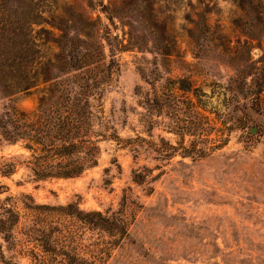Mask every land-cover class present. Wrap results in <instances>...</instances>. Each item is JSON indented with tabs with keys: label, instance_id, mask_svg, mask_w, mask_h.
<instances>
[{
	"label": "rangeland",
	"instance_id": "1",
	"mask_svg": "<svg viewBox=\"0 0 264 264\" xmlns=\"http://www.w3.org/2000/svg\"><path fill=\"white\" fill-rule=\"evenodd\" d=\"M252 1L255 11L236 0H0L2 38L12 19L42 14L52 25L36 26L48 30L39 35L41 55L53 60L61 20L105 75L93 101L92 123L105 135L95 165L76 177L36 179L21 163V142L0 143V169L19 163L0 173V198L12 197L21 224L26 196L76 202L123 227L107 233L61 218L92 264H264V0ZM255 80L263 81L258 95ZM40 88L18 104L33 108ZM110 133L135 141L125 146ZM26 253L5 258L36 264Z\"/></svg>",
	"mask_w": 264,
	"mask_h": 264
},
{
	"label": "trees",
	"instance_id": "2",
	"mask_svg": "<svg viewBox=\"0 0 264 264\" xmlns=\"http://www.w3.org/2000/svg\"><path fill=\"white\" fill-rule=\"evenodd\" d=\"M236 4L244 9H257L252 0H236ZM37 18L16 17L9 22L6 37L0 36V143L20 141L26 151V155L20 154L21 163L36 179L76 177L96 164L97 142L105 136L92 123L96 106L93 101L101 96L105 75L92 67L97 57L86 49V40L68 37L67 25L61 20L55 26L62 33L54 39L60 51L53 60L44 59L39 35L47 34L48 30L36 26L42 22L52 25V21L42 14ZM82 25L87 28L90 22L82 21ZM82 32L88 37L86 31ZM98 60H103L102 53ZM177 82L178 89L189 90V85L181 84L182 79ZM261 82L254 81L255 95L262 90ZM38 85L41 88L34 107L24 109L18 104L19 97ZM236 121L238 127H245L241 118ZM108 136L126 141L125 146L135 141V137L121 138L115 133ZM165 146L174 150L172 145L165 143ZM3 165L0 173L10 174L19 163L12 159ZM139 176L134 173L132 180L140 182ZM26 197L30 202H23L26 210L23 224L12 197L0 198V261L5 264H13L12 259L5 258V251L27 252L36 264H92L78 255L72 231L65 228L61 218L76 219L90 230L107 233L123 230L121 223L112 217L97 210H83L76 202L50 205Z\"/></svg>",
	"mask_w": 264,
	"mask_h": 264
}]
</instances>
